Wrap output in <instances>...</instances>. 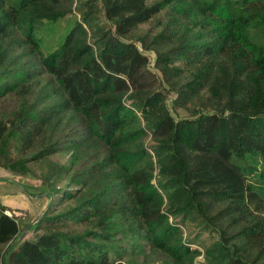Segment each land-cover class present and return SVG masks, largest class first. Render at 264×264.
Here are the masks:
<instances>
[{
  "label": "trees",
  "instance_id": "obj_1",
  "mask_svg": "<svg viewBox=\"0 0 264 264\" xmlns=\"http://www.w3.org/2000/svg\"><path fill=\"white\" fill-rule=\"evenodd\" d=\"M3 151L47 192L25 227L53 200L14 246L0 200V264H116L111 218L172 264H264V0H0Z\"/></svg>",
  "mask_w": 264,
  "mask_h": 264
},
{
  "label": "rangeland",
  "instance_id": "obj_2",
  "mask_svg": "<svg viewBox=\"0 0 264 264\" xmlns=\"http://www.w3.org/2000/svg\"><path fill=\"white\" fill-rule=\"evenodd\" d=\"M69 23L70 21L68 18L60 20L57 23L56 29L60 35L63 34L64 31H66ZM150 55H153L152 52L150 53ZM173 95L174 94L172 93L171 96ZM148 143L151 144L152 141H149ZM11 155L13 158H16L15 162L10 163L8 161V154L6 151L0 152V176L10 178V179H0V200L5 205L9 206L10 210L7 211L9 214H15L18 215V217H20V221L22 222L21 228H24L25 222L31 220V216L27 212V210H30V203L26 198L27 194L32 196V198L38 200L39 198L46 196L47 192L46 191L41 192L40 190L41 188L38 187L40 185L39 179L34 177L19 175L11 171V169H16L19 167V159L17 158L18 156H13V154ZM68 156H69L68 154H65L60 157L56 156L55 158L64 161L68 158ZM20 181L23 183H31L34 188L33 189L27 188L23 192L19 188L21 187L22 189H24ZM48 203L49 202H47L44 205L43 210L39 209L37 211V213H39L38 215H40L43 211L47 209ZM30 212L32 211L30 210ZM108 230L112 234L114 241L120 245V247L122 248V250H124L125 253L123 255V258L120 261H117L116 264H133L131 262H128L129 258L133 262L135 261V264H172L163 257L158 258L155 252L154 254L149 252L148 248L144 246L145 241L143 240L142 236L131 235L127 233L123 229L119 220L111 218L109 222ZM184 232L187 235V237L189 236L192 237L199 233L200 234L199 240L205 243V245L210 244L212 241L216 239V235L214 233L207 230L200 231L198 226H196L195 224H189L188 226H186L184 228ZM28 237L30 239H33L35 236L33 235V233H29ZM196 246L198 245L196 244L192 245V247H196ZM199 247L203 250L202 246ZM201 258L202 255L198 257V259ZM200 262L197 261V264H200Z\"/></svg>",
  "mask_w": 264,
  "mask_h": 264
},
{
  "label": "water",
  "instance_id": "obj_3",
  "mask_svg": "<svg viewBox=\"0 0 264 264\" xmlns=\"http://www.w3.org/2000/svg\"><path fill=\"white\" fill-rule=\"evenodd\" d=\"M0 179H10V178H7V177H3V176H0ZM52 197L50 198L49 200V203H48V206L47 208L50 206L51 202H52ZM46 211V210H45ZM45 211H43L40 215H38L36 218L33 219V221H31V223L22 231V233L20 234V236L16 239V241L13 243V246L18 244L26 235L27 231L29 230V228L37 221L39 220L45 213Z\"/></svg>",
  "mask_w": 264,
  "mask_h": 264
}]
</instances>
